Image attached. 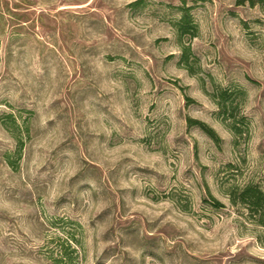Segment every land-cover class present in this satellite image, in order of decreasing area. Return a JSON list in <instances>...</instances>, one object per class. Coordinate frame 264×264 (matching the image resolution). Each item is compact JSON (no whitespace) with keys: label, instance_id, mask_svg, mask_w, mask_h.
<instances>
[{"label":"rangeland","instance_id":"374dc122","mask_svg":"<svg viewBox=\"0 0 264 264\" xmlns=\"http://www.w3.org/2000/svg\"><path fill=\"white\" fill-rule=\"evenodd\" d=\"M247 183L264 3L0 0V264H264Z\"/></svg>","mask_w":264,"mask_h":264},{"label":"trees","instance_id":"16d2710c","mask_svg":"<svg viewBox=\"0 0 264 264\" xmlns=\"http://www.w3.org/2000/svg\"><path fill=\"white\" fill-rule=\"evenodd\" d=\"M246 2L253 5L256 3H264V0H236V3L239 5ZM182 20L184 21V23H188V15L184 14ZM184 23L180 28L181 30L182 27L185 26ZM231 95V92H229L227 89H219L214 91L212 94L220 112L228 114L229 117H234L232 113V111L235 109V107H233L234 99L231 98ZM232 130L236 131V128L232 126ZM228 195L230 202L233 205L244 207L249 213L248 216L256 224L264 226V190H262L256 184L247 183L243 186H234L229 190ZM214 201L217 205H221L218 200Z\"/></svg>","mask_w":264,"mask_h":264}]
</instances>
